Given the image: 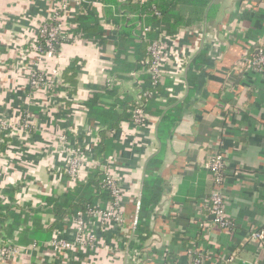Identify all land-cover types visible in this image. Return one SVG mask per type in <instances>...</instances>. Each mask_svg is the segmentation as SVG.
Instances as JSON below:
<instances>
[{"label":"crops","instance_id":"1","mask_svg":"<svg viewBox=\"0 0 264 264\" xmlns=\"http://www.w3.org/2000/svg\"><path fill=\"white\" fill-rule=\"evenodd\" d=\"M81 1L0 0V120L14 125L1 141L0 196L9 202L3 192L16 188L14 209H22L27 218L22 228H36L35 209L41 217L37 225L48 228L56 216L54 205L45 199L59 201L79 184H88L93 171L108 167L123 192V220L87 225L86 231L97 237L95 250L63 253L48 244H18L32 253L0 259V264H189L195 253L204 256L201 264H264V242L249 238L253 230L264 229V70L238 65L264 42V0H217V16L205 21L203 30L180 29L174 38L162 37L165 90L146 104L143 124L123 121L111 130L118 147L103 167L93 157L102 126L88 115L86 101L95 87L110 80L135 100L145 73L132 70L116 80L110 75L118 27L94 0L107 45L82 37L73 22ZM64 5L63 32L72 40L55 55L39 59L35 48L40 25ZM196 58L200 61L195 64ZM73 59L81 67L76 86L62 79ZM35 70L51 77L59 70L61 79L52 89L32 91ZM166 115L176 118L163 140L159 127ZM75 145L86 152L78 178L65 173L68 148ZM215 152L225 159L221 192L226 213L235 222L233 231L214 225L204 208L203 189L211 182L207 161ZM154 158L163 192L149 215V236L144 233L143 240L134 241L138 203ZM22 228L15 230L16 238ZM59 235H76L74 222L54 231V237ZM125 238L129 240L121 245Z\"/></svg>","mask_w":264,"mask_h":264},{"label":"trees","instance_id":"2","mask_svg":"<svg viewBox=\"0 0 264 264\" xmlns=\"http://www.w3.org/2000/svg\"><path fill=\"white\" fill-rule=\"evenodd\" d=\"M92 1L94 0H82L80 2V12L76 15L73 22L77 26L76 32L103 47V45H107V39L100 23L99 11L92 5ZM96 1L104 5L107 19L114 21L118 27L114 43V67L110 71V75L116 80L120 73H127L132 70L143 71L145 74H143L144 82L142 88L148 93L145 97L147 105L153 104L158 95L165 90L164 81L166 80L161 76L160 79L154 82L151 75L145 72L150 64L149 47L151 43L162 36L174 38L180 29L195 28L200 32L204 29V22L216 18L219 11L217 0H145L142 3L135 0L123 2L120 0ZM129 14H134L135 16L130 18ZM60 15H62V11ZM56 23L51 17L42 23L41 28L44 24ZM144 27L149 28L145 30ZM37 39V43L46 49L47 47L40 31ZM57 40L55 49L58 51L63 43L71 42L72 39L59 37ZM257 48H262V45ZM258 52V50H251L246 55L255 57ZM201 57H204L203 53L200 54ZM200 58H196L194 63L196 64V62L200 61ZM34 72L40 73L39 70ZM80 72L81 67L78 65V59H73L63 71V83L69 82L76 86L77 81L74 78ZM112 81L114 80L106 82L103 87H95V91L91 92L89 99L86 101L88 115L97 120L102 126L98 144L93 151L94 159L101 165H106L111 152L118 147L110 135L111 130L119 128L123 121H134L133 110L136 103L133 100V96L131 93L128 95L127 92H120V87L116 83L115 85L112 84ZM59 86L62 87V85ZM24 115H26V112L23 113V118ZM175 118L176 116L170 115L163 117L162 126L159 127L161 139H165ZM5 137L6 131L0 132V140L4 142ZM4 148V143L0 142V152ZM157 160L156 158L151 159L148 164L147 177L144 181L137 215L138 221L134 228V241L143 240L142 236L144 233L149 236V215L161 200L163 186L161 180L156 176L159 166H154ZM207 170L210 174L211 182L209 187L203 189L202 195L209 199L215 186L214 177L216 175L211 168H207ZM107 180H109V177L105 171L95 170L92 172L88 184H79L72 192L63 195L59 201L54 198L45 199L48 204L54 205L56 220L48 228L44 229L42 226L39 227L37 225L41 220V217L36 214L39 209L34 210L33 223L36 228L28 229L26 227L27 229H23L27 225V218L23 217L22 209L20 212H16L14 209L17 204H15L13 193L17 189L14 187L7 188L3 193L9 197V202H5V198L0 196V245L13 246L20 244L30 247L32 245L49 244L55 238L54 231L62 230L68 223L75 222L79 218V211L85 212L84 220L86 222L92 220L93 217L88 215L89 211L93 209L106 210L108 203L115 202L112 190L106 184ZM99 199L103 201L100 202ZM104 200H108V203H104ZM19 228L22 229L18 238H16L14 232L15 230H20ZM235 228L233 225L228 229L233 231ZM124 240L121 245H124L129 239L125 238ZM129 245H132V242ZM197 254L195 253L194 256Z\"/></svg>","mask_w":264,"mask_h":264},{"label":"built area","instance_id":"3","mask_svg":"<svg viewBox=\"0 0 264 264\" xmlns=\"http://www.w3.org/2000/svg\"><path fill=\"white\" fill-rule=\"evenodd\" d=\"M126 1V0H122ZM137 2H144L145 0H135ZM65 5L61 8H58L54 11L52 18L57 22L56 24H44L40 30L41 36L44 38L45 46L47 47L44 49V47L37 43L36 46V52L39 57V59L50 56L53 54H56L58 51L55 49V44L58 41L57 39L59 37H65L66 35L63 32V22H62V15H60V12L64 9ZM149 27H144L145 30H148ZM163 37V36H162ZM162 37L155 40L151 43L149 47L150 51V64L147 68L146 72L149 73L156 82L160 77L163 75V62H164V45ZM258 54L255 57H250L248 55H245L238 65L241 67L245 65L254 66L257 68H264V43L262 44V48L258 49ZM39 52V53H38ZM61 73L60 71L56 70L54 71L52 77L44 73L43 71H40V73L33 72L30 77V86L32 91H37L41 89L43 86L48 87V89H52L53 87H56V85L59 83L61 79ZM132 75L136 77L138 75V72H133ZM148 95L147 92H145L143 89L139 91L135 98V108L133 110V119L134 123L136 124H143L147 119L148 115L145 111V97ZM26 119V118H25ZM25 121V120H24ZM24 123V122H23ZM26 123V122H25ZM23 127L25 124H21ZM14 125L11 122H6L0 120V132L8 131L11 129ZM66 137L62 134L60 135V139L63 141ZM2 140H0L1 142ZM69 151V163L66 167V173L72 177V178H78L80 177L83 166L85 163V156L86 152L85 150L80 146L71 147L68 149ZM99 163L98 166L99 167ZM96 167V168H97ZM101 167H103L101 165ZM207 167L211 168L213 171H215L216 177H214V184L211 196L209 199L204 200V208L209 211L210 215L212 216V223L214 225L220 226L221 228H224L229 231L228 228L231 226H235V222L232 221L231 218L226 213L225 210V201L223 194L221 192V187L225 180V163L223 161V157L221 155H218L212 159H210L207 163ZM108 167H103V171H105L109 177V180L106 181V184L108 187L111 188L112 193L115 197L114 203H109L106 210L102 209H93L88 212V215H91L93 217L92 220H89L86 222L84 220L85 212L79 211L77 220L74 222L75 227L78 225V229H76V235L78 238V241L80 245H87L88 242H97V237L95 233H92L90 231H86L87 225L92 224L94 221H97L100 226L106 225L109 223V219H119V222H122L123 220V209L121 207V210H119V201L117 199V196L122 192L121 186L117 180L116 177H114ZM139 207V203H138ZM138 221V217L136 216L134 220V225L136 226ZM77 224V225H76ZM249 238L259 242L260 244H263L264 242V229L263 230H253L249 234ZM77 240V239H76ZM69 242V241H68ZM67 237L64 236H57L55 237L49 244L47 245L48 248L52 249L53 251L59 252L63 248L71 249L72 245L75 244H68ZM96 245V243H95ZM85 247V246H84ZM28 255L29 252H26V250L16 244L13 246L9 245H0V259H15L19 256ZM139 252L135 253V258L139 256ZM204 256L201 254H197L193 257L191 262L189 264H201L203 261Z\"/></svg>","mask_w":264,"mask_h":264},{"label":"rangeland","instance_id":"4","mask_svg":"<svg viewBox=\"0 0 264 264\" xmlns=\"http://www.w3.org/2000/svg\"><path fill=\"white\" fill-rule=\"evenodd\" d=\"M42 25V24H41ZM41 25H40V30H41ZM264 43V42H263ZM262 43V44H263ZM53 55H55V54H53ZM241 68H243V69H246V68H254V69H258V70H264V68H257V67H254V66H250V65H245V66H243V67H241ZM75 146H77V145H75ZM75 146H71V147H75ZM71 147H69V148H71ZM68 148V149H69ZM69 152V151H68ZM218 155H221L222 157H223V161H224V163H225V159H224V156H223V153L222 152H215V153H213V154H211L210 156H209V158H208V161L210 160V159H212V158H214V157H216V156H218ZM69 159H70V156H69ZM208 161H207V163H208ZM68 163H69V161H68ZM67 166H68V164H67ZM66 166V167H67ZM65 173H66V169H65ZM226 173V172H225ZM67 174V173H66ZM68 175V174H67ZM122 195H123V192H121L118 196H117V199H118V201H119V210H121V207H122ZM109 221L110 222H115V223H118V224H120L121 222H119V219H109ZM77 225V224H76ZM236 227V226H235ZM75 228H77L78 229V225H77V227H75ZM75 232H76V229H75ZM77 239V240H76ZM69 241V242H68ZM67 242H68V244H70V245H72V244H75V245H72V247H71V249H67V248H63V249H61V251H59V252H63V253H70V251H72V250H74V249H77V248H82V247H84V248H87L88 250H95L96 249V247H97V245H95V243H96V241H95V243L93 244V242H88V244L87 245H80L79 244V242L80 241H78V238H77V236H75V235H73V237L71 238H67ZM262 245V244H261ZM32 252H29V254H31ZM5 260V259H4ZM7 261V260H6Z\"/></svg>","mask_w":264,"mask_h":264}]
</instances>
